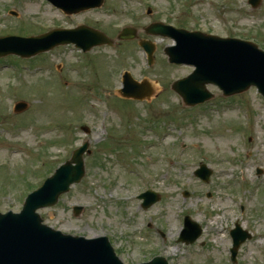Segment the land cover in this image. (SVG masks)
<instances>
[{
    "label": "rangeland",
    "instance_id": "1",
    "mask_svg": "<svg viewBox=\"0 0 264 264\" xmlns=\"http://www.w3.org/2000/svg\"><path fill=\"white\" fill-rule=\"evenodd\" d=\"M159 21L264 50V0L257 9L248 0H105L68 17L46 0H0V37L84 24L114 41L87 54L67 46L0 59V212H20L27 195L87 142L85 177L39 211L44 224L106 236L124 264L156 256L170 264H233L230 231L238 223L252 239L240 246L236 264H264V100L254 88L228 98L208 85L212 100L185 106L172 84L194 68L169 65L165 48L173 40L146 33ZM127 26L137 38L118 40ZM141 40L155 47L151 66ZM123 72L150 85L149 101L119 94ZM18 102L27 104L24 112L14 111ZM246 113L254 128L245 138ZM201 164L212 170L209 183L194 175ZM149 190L161 199L144 210L138 196ZM75 206L84 209L78 216ZM185 216L203 228L191 245L178 241Z\"/></svg>",
    "mask_w": 264,
    "mask_h": 264
},
{
    "label": "water",
    "instance_id": "2",
    "mask_svg": "<svg viewBox=\"0 0 264 264\" xmlns=\"http://www.w3.org/2000/svg\"><path fill=\"white\" fill-rule=\"evenodd\" d=\"M67 14H76L84 10L100 7L104 0H50ZM253 8H257L261 0H249ZM149 34L169 36L175 39L177 46L166 51L170 61L177 64H192L197 70L189 77L174 84L187 105H197L210 100L213 95L208 92V84L217 85L225 96L242 93L251 86H256L264 95V52L257 46L237 39H221L206 36L200 32L189 33L172 27L153 25ZM88 36V37H87ZM136 38V31L123 30L119 39ZM75 43L85 51L95 46L112 44V40L103 34L86 27L76 30H55L49 34L21 38L8 36L0 38V57L14 54L29 58L53 48ZM142 46L150 53L154 46L143 42ZM125 97L142 99L151 95L147 84L133 81L129 75L125 77ZM26 109L25 103H19L16 111ZM87 146L77 150L71 161L60 167L55 175L48 179L44 186L31 194L20 215L0 214V264H123L116 256L108 238L93 240L63 235L47 226L36 210L57 203L61 194L67 192L73 183H79L85 174L83 154ZM212 172L205 166L195 175L208 182ZM145 199L143 207L149 208L159 201V196L148 192L140 196ZM76 208V213L81 212ZM202 234L201 227L189 217L185 219V229L180 241L194 243ZM235 240L234 255L242 242L250 238L246 232L237 229L232 232ZM146 264H168L166 259L157 257Z\"/></svg>",
    "mask_w": 264,
    "mask_h": 264
}]
</instances>
